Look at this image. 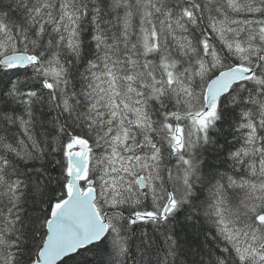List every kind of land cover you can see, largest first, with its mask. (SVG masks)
I'll use <instances>...</instances> for the list:
<instances>
[{"label":"snow or ice","instance_id":"snow-or-ice-1","mask_svg":"<svg viewBox=\"0 0 264 264\" xmlns=\"http://www.w3.org/2000/svg\"><path fill=\"white\" fill-rule=\"evenodd\" d=\"M0 264H264V0H0Z\"/></svg>","mask_w":264,"mask_h":264}]
</instances>
